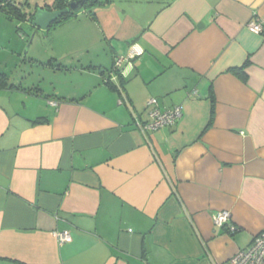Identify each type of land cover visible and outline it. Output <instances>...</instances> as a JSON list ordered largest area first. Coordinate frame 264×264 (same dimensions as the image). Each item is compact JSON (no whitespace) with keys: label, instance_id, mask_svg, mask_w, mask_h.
Masks as SVG:
<instances>
[{"label":"crops","instance_id":"0c3cea01","mask_svg":"<svg viewBox=\"0 0 264 264\" xmlns=\"http://www.w3.org/2000/svg\"><path fill=\"white\" fill-rule=\"evenodd\" d=\"M86 9L46 43L72 86L47 101L30 76L0 87V264H223L264 231V0ZM149 99L181 118L142 133Z\"/></svg>","mask_w":264,"mask_h":264},{"label":"rangeland","instance_id":"374dc122","mask_svg":"<svg viewBox=\"0 0 264 264\" xmlns=\"http://www.w3.org/2000/svg\"><path fill=\"white\" fill-rule=\"evenodd\" d=\"M69 1L71 0H68L67 3ZM12 2L13 7H10V10L15 12L12 19L5 18L6 16L0 12V73L5 74L8 79L21 80L23 77L30 76L35 83L34 89L31 87L32 91L35 90L34 93L37 91L38 97L44 101L51 100L54 95L53 88L72 86L70 83L74 77V74L47 66L52 61L45 53L46 43L53 36L57 37V30H53L56 26L53 25L46 30L37 28L30 22H25L14 9L17 8L29 16L40 7L54 8L56 0H13ZM85 10L87 9L83 8L80 13L82 14ZM29 43L30 46L24 56ZM12 51H15L16 54H11ZM34 56H37L38 62H32ZM53 64L59 67V62L53 61Z\"/></svg>","mask_w":264,"mask_h":264},{"label":"built area","instance_id":"2783aa9c","mask_svg":"<svg viewBox=\"0 0 264 264\" xmlns=\"http://www.w3.org/2000/svg\"><path fill=\"white\" fill-rule=\"evenodd\" d=\"M4 4H0L3 6ZM247 30L252 34H262L263 25L256 18L252 17L246 24ZM124 61L123 57H115L113 67L109 73V81L115 79L112 77L116 75L119 68ZM55 106V103H49ZM146 119L136 122V127L142 133L153 132L173 126L182 116V109L180 106L173 107L169 110L161 111L158 108L156 99H149L145 104ZM212 222L216 227L225 229L229 234H235L238 228L231 222V214L229 211H217L211 216ZM59 244H67L72 241L71 235L68 231L55 233ZM223 264H264V231L256 235L251 244L244 250H240L232 255Z\"/></svg>","mask_w":264,"mask_h":264},{"label":"water","instance_id":"95a60500","mask_svg":"<svg viewBox=\"0 0 264 264\" xmlns=\"http://www.w3.org/2000/svg\"><path fill=\"white\" fill-rule=\"evenodd\" d=\"M87 0H71L67 3V6L63 9L49 11L43 8H37L33 14V19L30 20V24L46 30L49 29L59 18L64 15H77L82 9ZM30 43L28 44L24 56L26 55Z\"/></svg>","mask_w":264,"mask_h":264},{"label":"trees","instance_id":"16d2710c","mask_svg":"<svg viewBox=\"0 0 264 264\" xmlns=\"http://www.w3.org/2000/svg\"><path fill=\"white\" fill-rule=\"evenodd\" d=\"M12 1L13 0H0V4H4L5 5V6H3L4 8L5 7H13L12 6V4H13ZM96 2H97V0H87V2L84 4L83 8H88V7L92 6ZM66 6H67V0H56L54 8H52V9H48L47 8L46 10H49V11L59 10V9L65 8ZM19 14H20V12H19ZM23 15L25 16L26 14H23ZM29 16H30L29 20H32L33 19V14H30ZM70 16H71L70 14L62 16L53 25H56V24L60 23L61 21H63L64 19H66V18H68ZM7 86H8V77L5 74L0 73V87L4 88V87H7ZM40 121H42V120L39 119V122Z\"/></svg>","mask_w":264,"mask_h":264}]
</instances>
